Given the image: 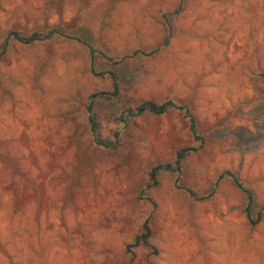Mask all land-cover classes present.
Here are the masks:
<instances>
[{
	"label": "rangeland",
	"instance_id": "1",
	"mask_svg": "<svg viewBox=\"0 0 264 264\" xmlns=\"http://www.w3.org/2000/svg\"><path fill=\"white\" fill-rule=\"evenodd\" d=\"M47 27L96 57L59 36L12 41L0 59L13 158H0V264H13L5 240L17 264H264V0H0V44ZM169 39L144 66L102 56ZM94 63L119 77L120 97L97 103L104 136L121 130L116 149L90 129L88 96L114 89ZM145 100L186 107L196 130L178 107L117 120ZM183 147L197 149L180 173L148 188L147 171ZM148 218L158 252L129 251Z\"/></svg>",
	"mask_w": 264,
	"mask_h": 264
},
{
	"label": "trees",
	"instance_id": "2",
	"mask_svg": "<svg viewBox=\"0 0 264 264\" xmlns=\"http://www.w3.org/2000/svg\"><path fill=\"white\" fill-rule=\"evenodd\" d=\"M59 36H68L75 39H79L80 41L85 42L86 44L88 43L87 41H85V39H82L81 37L65 34L59 28H55V27L40 28L34 31H24L21 29H14L11 30L5 36L3 42L0 44V59L3 58L5 52L8 49V46L11 44L12 41H19L23 44L31 45L42 41H53ZM167 41H168L167 43L161 44L157 49H154L152 51L136 50L133 53H128L124 55H112L107 52H102V56L105 60L112 62V64L114 65L124 62L127 65L133 67H136L137 65L144 66L154 61L158 57L160 52L163 49L167 48V44H169L171 40L169 39ZM88 47H90L92 57L95 58L96 57L95 48L89 43H88ZM92 71L98 76L109 74L113 79V86H114L113 90H99L91 93L88 96L87 110H88V120L92 132V136L96 143L110 149H116L121 145L122 142L121 130L120 129L115 130L112 136H104L103 125L99 118V113L97 110V103L102 100L103 101L117 100L120 97L119 77L118 74L113 70H109L106 72L97 71L95 63L92 66ZM259 76L261 80L262 79L264 80V72L259 74ZM174 107H178L182 110L183 109L186 110V115L190 118L189 120L191 121V125H192L191 128L192 130L195 131L196 130L195 117L191 116L190 111L186 107L177 105L174 101L171 100L165 102H157L153 100H145L139 102L136 105L122 111L117 116V120L120 122H126L132 117L143 116L146 114L161 115L169 112ZM196 137H199L197 133H196ZM196 149L197 148L195 147H183L180 150H178L174 162L159 163L154 165L152 168H150L147 171V175H148L147 187L152 188L159 185L160 183L159 175L162 170H169L177 174L180 173L184 165V162ZM0 158L5 163L9 161H11L12 163L13 161V158L10 155L2 152L1 149H0ZM17 167H19V165H17ZM227 175L235 177V175L231 173V171H228L222 174L220 178H223ZM235 179L238 180L236 177ZM246 211L250 215V206L246 208ZM263 216H264V211L258 213L259 219H261ZM152 236H153L152 221L150 218H148L144 222L141 232L138 233L136 235L135 240L128 245L129 251H132L134 248L143 245L150 248L153 252L157 253L158 249L152 241ZM3 242H4L3 254L8 259L7 261L15 264L17 261H15L13 258L14 251L11 250L6 240Z\"/></svg>",
	"mask_w": 264,
	"mask_h": 264
}]
</instances>
